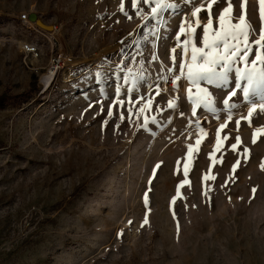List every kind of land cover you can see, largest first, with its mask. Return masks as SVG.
<instances>
[{"label":"rangeland","instance_id":"374dc122","mask_svg":"<svg viewBox=\"0 0 264 264\" xmlns=\"http://www.w3.org/2000/svg\"><path fill=\"white\" fill-rule=\"evenodd\" d=\"M211 2L179 0L178 8L148 21L151 6L143 0L136 7L132 0H0V99L5 100L0 108V264H264L260 96L252 95L257 110L249 123L251 103L237 90L230 102L238 107L221 131L229 139L221 141L213 164L208 154L219 125L227 120L222 103L227 89L203 85L218 111L201 106L193 118L187 80L182 77L177 90L162 83L159 96L151 93V109L129 119L123 90L131 95L133 86L124 79L126 71L113 67L126 63L134 73L146 71L137 80V94L142 92L139 85L146 87L158 75L170 80L167 68L173 67L171 49L178 43L181 21L187 16L195 26L191 11L203 5V25ZM229 3L232 11L226 20L230 16L238 23L244 15L252 26L250 42L258 39L264 27L259 0H218L210 9L213 27L218 28V17ZM22 14H35L52 29L30 18L21 21ZM202 33L201 26L198 46ZM25 44L36 51L25 52ZM255 50L253 45L250 60ZM126 53L136 59L124 60ZM152 53L158 57L154 61ZM176 55L179 74L181 48ZM50 64L57 69L44 89L40 76ZM34 88L27 101H16ZM116 95L125 99V107L116 104L109 117ZM138 108L134 106V113ZM145 116L149 126L141 127ZM237 135L241 144L233 151ZM197 138L202 140L200 150L187 159L185 177L187 146ZM209 168L215 179L204 181ZM146 216L149 222L141 227Z\"/></svg>","mask_w":264,"mask_h":264},{"label":"snow or ice","instance_id":"6c2138e0","mask_svg":"<svg viewBox=\"0 0 264 264\" xmlns=\"http://www.w3.org/2000/svg\"><path fill=\"white\" fill-rule=\"evenodd\" d=\"M195 0H186V3H194ZM218 0H212L208 4V20L206 23L201 25V20L199 14L203 9V5L200 7H194L191 11V17L195 18V26L189 22L188 17L185 16L181 21L178 32L176 33L177 44L172 47V64L173 67L167 68V73L171 74V79L169 80L168 75H158L153 83L148 84L146 87L144 85H139L142 92L137 94L134 89L137 86V80L144 78L146 71L134 73L131 68L127 67L126 63L114 65V68L120 69L122 72L126 71L127 75L124 79L129 81L133 86V91L131 95H128V90H123V95L127 96V113L128 118L131 119L132 115L135 114L137 117L141 113L149 111L153 105L154 97L151 93H155L159 96L162 91L163 84H171L172 90H177V82L181 78H185L188 82L189 87L187 88L188 99L192 102L191 116L193 118L197 117V108L203 106V108L208 109L213 114L217 113V108L213 107V94L209 91V88L203 85H215L220 89H227L228 96L223 100V107L227 109V120L225 123H221L216 131V140L213 151L209 153V159L213 164L216 163L215 153L220 150L221 141L227 140L229 137L227 135L221 136V131L224 130L228 124L227 121H231L233 116V110L238 107L236 103H231L234 97H237L238 91L243 92V99L251 103V108L247 112V118L249 123L251 122V117L253 113L257 110V104L252 102V95L256 94L260 96L261 103L259 108L264 110V27L261 28L259 38L250 42L249 36L251 31V25L246 21L245 16L241 15L239 17L238 23H233L232 18L229 16L226 20V14L232 11V6L229 3L227 7L223 9L218 17V28L213 27V19L210 9L214 3ZM140 3V0H132V6ZM143 3L150 5L151 15L147 17L148 21L153 19H159L162 15L166 14L167 10L175 9L179 6V0L172 2V0H143ZM154 5V6H152ZM260 5V19L264 22V0H259ZM243 7V5H242ZM124 5L121 4V11H123ZM139 14V12L137 13ZM131 19V17H128ZM170 26V25H169ZM202 26L203 33L201 44L198 46L196 40L198 38L197 29ZM163 31V30H161ZM186 36L182 42H180V37ZM253 45L256 46L255 58L250 60V56L253 53ZM177 48L182 49V58L178 63V73H177ZM158 57L155 53L151 54L150 59L156 60ZM126 61H131L136 59V56L132 54H124L123 57ZM243 65V66H241ZM141 66L143 67V61H141ZM234 74V86L229 87L230 75ZM241 81H246V83L241 84ZM117 93L121 90L117 88ZM136 96V99L132 97ZM119 104L121 108L125 107V99L121 98L120 95H116V99L113 105H110L107 115L109 117L113 116L112 108ZM139 104V108L136 109L135 113L133 111L134 106ZM168 107L171 109L174 107L171 100L168 101ZM103 110V109H102ZM183 115V113H180ZM119 119L123 121L125 115L123 112L120 113ZM244 119V117H242ZM153 121L156 117L152 118ZM192 123L193 121H189ZM196 126L199 128V119L195 120ZM240 119L236 120L237 129L240 128ZM119 125H117L118 127ZM149 120L145 116L144 123L141 127H148ZM261 129H257L260 132ZM200 132L206 135L203 128H200ZM256 142V133L253 134V143ZM202 140L197 138L194 144H189L187 146V155L185 157V162L183 165V175L187 177L189 175L187 159L193 155V150L197 152L200 150V145ZM241 144V138L239 135L235 137V143L231 144V150L236 151L238 146ZM248 149L244 148L242 154L247 155ZM162 163V162H161ZM161 163H158L153 168L152 178L156 177L157 170L161 167ZM240 161L237 160L233 165V171L239 165ZM180 161H177V165ZM264 167V165H262ZM204 181L209 179H215V176L211 175V168H209L208 173L203 177ZM151 183V179L149 181ZM183 184H187L188 180L185 179ZM253 195L256 189H252ZM180 195V189L177 188V196ZM177 197H173V204L176 202ZM144 201L147 205L149 203V196L147 192L144 195ZM149 221L147 216L145 217L143 224H147ZM132 222L129 221V224ZM118 235H123V233H118Z\"/></svg>","mask_w":264,"mask_h":264},{"label":"bare ground","instance_id":"6f19581e","mask_svg":"<svg viewBox=\"0 0 264 264\" xmlns=\"http://www.w3.org/2000/svg\"><path fill=\"white\" fill-rule=\"evenodd\" d=\"M49 29H52V27ZM56 69L57 66L55 64H50L46 71L40 76V84L44 89L50 85V82L55 75Z\"/></svg>","mask_w":264,"mask_h":264},{"label":"trees","instance_id":"16d2710c","mask_svg":"<svg viewBox=\"0 0 264 264\" xmlns=\"http://www.w3.org/2000/svg\"><path fill=\"white\" fill-rule=\"evenodd\" d=\"M35 91H36V88H34L32 91H27V92L17 95L16 101H18V103H23L27 101L31 97L32 93ZM4 101H5L4 99H0V108L4 106Z\"/></svg>","mask_w":264,"mask_h":264},{"label":"built area","instance_id":"2783aa9c","mask_svg":"<svg viewBox=\"0 0 264 264\" xmlns=\"http://www.w3.org/2000/svg\"><path fill=\"white\" fill-rule=\"evenodd\" d=\"M20 18H21V21H27L29 19V16L26 14H22L20 16ZM24 51L27 53H34L36 51V49L34 46H30L29 44H25L24 45Z\"/></svg>","mask_w":264,"mask_h":264},{"label":"water","instance_id":"95a60500","mask_svg":"<svg viewBox=\"0 0 264 264\" xmlns=\"http://www.w3.org/2000/svg\"><path fill=\"white\" fill-rule=\"evenodd\" d=\"M29 18H30L31 21H34L40 27H44L45 29H49L51 27V26H47V25L43 24L41 21H39L36 18V15L35 14H31Z\"/></svg>","mask_w":264,"mask_h":264}]
</instances>
